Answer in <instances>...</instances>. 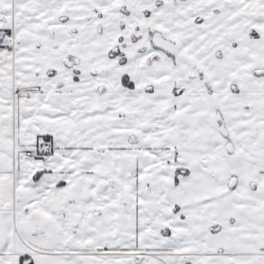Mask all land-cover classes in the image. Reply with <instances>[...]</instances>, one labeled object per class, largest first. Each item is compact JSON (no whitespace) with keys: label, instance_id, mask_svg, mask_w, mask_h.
I'll return each instance as SVG.
<instances>
[{"label":"snow or ice","instance_id":"6c2138e0","mask_svg":"<svg viewBox=\"0 0 264 264\" xmlns=\"http://www.w3.org/2000/svg\"><path fill=\"white\" fill-rule=\"evenodd\" d=\"M0 264H264V0H0Z\"/></svg>","mask_w":264,"mask_h":264}]
</instances>
